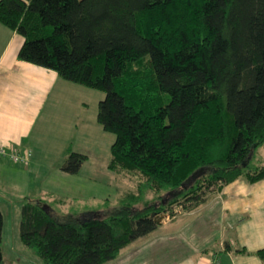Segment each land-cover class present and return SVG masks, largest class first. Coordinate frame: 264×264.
<instances>
[{"label": "trees", "instance_id": "16d2710c", "mask_svg": "<svg viewBox=\"0 0 264 264\" xmlns=\"http://www.w3.org/2000/svg\"><path fill=\"white\" fill-rule=\"evenodd\" d=\"M0 23L24 37L19 59L105 93L108 169L139 178L102 211L60 216L25 197L21 241L45 264H105L159 213L264 179V0H0ZM87 159L70 150L60 169ZM3 226L0 208V264Z\"/></svg>", "mask_w": 264, "mask_h": 264}, {"label": "crops", "instance_id": "0c3cea01", "mask_svg": "<svg viewBox=\"0 0 264 264\" xmlns=\"http://www.w3.org/2000/svg\"><path fill=\"white\" fill-rule=\"evenodd\" d=\"M23 42L22 35L0 23V177L6 172V160L12 159L13 151L26 157V161H16L22 167L33 158L36 162L49 161L48 150L43 148L48 145L42 141L48 131L45 122L49 117H54L55 114H51L55 113L53 111L57 107H79L77 102L81 100V89L67 84L70 81L61 78L55 70L19 59ZM73 97L76 99L74 102L71 101ZM72 113L75 127L70 130H73V137L77 130L79 133L82 130L86 139L87 131L81 126L86 129L93 124L85 120L83 115L75 114L73 109ZM63 125L61 123L56 129ZM66 128L69 129V126ZM58 136L60 138L57 141L51 139L49 146L56 148L52 156L58 155L57 168L60 169L70 150L84 152L74 149L70 135ZM59 149L60 153L57 151ZM237 180L220 189H213L204 203L183 211L172 220L161 222L158 229L152 232H159L162 235L160 237L169 240L187 233L192 239L200 237L203 244H215L212 250L193 255L176 254L175 250L179 249L173 246L171 252H166V257L171 259L169 264H264V259L256 254L257 250L264 248V185L238 189L229 186ZM263 181L255 183L261 185ZM196 213H203L205 218H201V222L191 219ZM181 217L185 219L180 220ZM201 228L208 230L202 231ZM149 235L135 242L143 238L147 240ZM241 248L244 251H240ZM138 254L139 248L130 252L122 261ZM164 254L165 251H162L160 256Z\"/></svg>", "mask_w": 264, "mask_h": 264}, {"label": "rangeland", "instance_id": "374dc122", "mask_svg": "<svg viewBox=\"0 0 264 264\" xmlns=\"http://www.w3.org/2000/svg\"><path fill=\"white\" fill-rule=\"evenodd\" d=\"M67 84L81 89V100L77 102L79 107H69L70 110L63 106L57 107L53 111L55 113L51 114H55L54 117H49V120L45 122L48 131L42 141L48 145L43 148L48 150L49 157L47 159L49 161L36 162L37 160L33 158L30 163L26 164L27 166L23 165L22 167V164L13 159H7L6 172L0 177V208L4 217L2 250L6 264H45L34 248L21 241V207L25 197L47 199L55 211L54 213L60 216L97 209L102 211L108 207L117 206L121 194L135 189L139 180L138 176L130 171L117 173L108 169L111 145L116 136L114 133L104 130L97 121L99 102L104 98L105 93L77 83L67 82ZM71 101L74 102L76 99L73 97ZM72 109L76 112L75 114L83 115L85 120L90 121V124L96 127L92 130L93 126L86 129L83 125L81 126L84 131H87L86 139L82 135V130L80 133L77 130L73 137V130H70L75 127ZM61 123L64 125L56 129ZM67 125L69 129L66 128ZM63 128L65 129L63 130ZM59 130L61 131L58 133ZM66 134L72 137L74 149L84 152L89 157L84 169L77 174L60 172L61 169L57 168L59 157L56 154L52 156L56 148L49 146L52 143L51 139L57 141L60 138L58 135L66 136ZM50 135L52 137L49 139ZM78 137H80V143ZM61 149L57 151L60 153ZM256 157L258 159L264 157V146L258 148ZM263 185H258L255 182L250 183L244 177H240L229 186L238 189L245 186ZM60 198L64 200H60ZM165 213L171 215L173 209ZM185 217H181L180 220ZM201 218H205L203 213H196L191 217L199 222H201ZM201 230L207 231L208 229L201 228ZM160 236L162 235L159 232L151 233L146 237L147 240L143 238L140 241L129 243L115 259L105 264H169L171 259L166 257V252H171L173 246H177L179 249L175 250L176 254L192 255L210 251L215 247L213 243L203 244L200 237L192 239L187 233L175 239L170 238L172 241ZM137 248H139L138 255L129 257L127 261H122ZM162 251H165V254L160 256ZM210 253L212 254V252Z\"/></svg>", "mask_w": 264, "mask_h": 264}, {"label": "built area", "instance_id": "2783aa9c", "mask_svg": "<svg viewBox=\"0 0 264 264\" xmlns=\"http://www.w3.org/2000/svg\"><path fill=\"white\" fill-rule=\"evenodd\" d=\"M30 153H28L29 155ZM11 158L14 160V161H26V157L20 155V154H17L15 153L14 151L11 152ZM182 207L181 206H177L176 208L173 209V213H171V215L169 213H161L157 216V220L161 222H165V221H169L171 220L172 218H174L175 216H178L179 214L182 213Z\"/></svg>", "mask_w": 264, "mask_h": 264}, {"label": "water", "instance_id": "95a60500", "mask_svg": "<svg viewBox=\"0 0 264 264\" xmlns=\"http://www.w3.org/2000/svg\"><path fill=\"white\" fill-rule=\"evenodd\" d=\"M158 223H160V221L158 220Z\"/></svg>", "mask_w": 264, "mask_h": 264}]
</instances>
